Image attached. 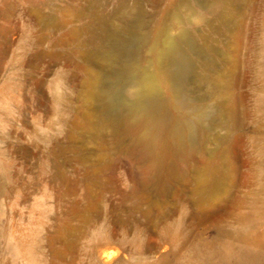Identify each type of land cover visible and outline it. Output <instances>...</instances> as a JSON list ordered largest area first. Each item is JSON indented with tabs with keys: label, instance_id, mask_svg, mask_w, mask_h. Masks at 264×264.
I'll return each mask as SVG.
<instances>
[{
	"label": "rangeland",
	"instance_id": "rangeland-1",
	"mask_svg": "<svg viewBox=\"0 0 264 264\" xmlns=\"http://www.w3.org/2000/svg\"><path fill=\"white\" fill-rule=\"evenodd\" d=\"M167 1L170 34L195 32L185 93L209 115L186 144L128 105L154 74L141 41L110 66L89 4L0 0V264H264V0Z\"/></svg>",
	"mask_w": 264,
	"mask_h": 264
},
{
	"label": "bare ground",
	"instance_id": "bare-ground-1",
	"mask_svg": "<svg viewBox=\"0 0 264 264\" xmlns=\"http://www.w3.org/2000/svg\"><path fill=\"white\" fill-rule=\"evenodd\" d=\"M80 1L84 6L90 5L86 14V19L93 26L90 38L95 42L99 41L94 27H100L107 37L105 47L100 53L110 66L121 64V53H129L137 42L141 41L147 47L152 57L154 74L150 78H144L143 83L130 93L128 105L153 116L151 135L155 141L169 136L180 143H188L190 137L197 134L198 127L209 117L198 100L185 93V87L192 83L186 79V74L191 71L192 60L199 56L193 43L195 32L191 24L180 19V32L171 35L161 17V12L171 6V2L167 0ZM178 2L193 3L192 0ZM203 8L209 20L206 22L208 30L203 32L202 39L209 40L214 28L211 20L214 6L203 5ZM81 13H84V9H81ZM262 68L264 69V57ZM114 76L113 71L106 75L101 86L103 105L111 115L115 113L117 99ZM218 251L224 255V250ZM118 254H107L106 262L125 264ZM166 257V254H162L156 264H163ZM234 258L239 264L246 260L242 254H235Z\"/></svg>",
	"mask_w": 264,
	"mask_h": 264
}]
</instances>
